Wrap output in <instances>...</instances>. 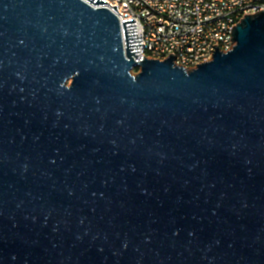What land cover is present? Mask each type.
I'll return each instance as SVG.
<instances>
[{
    "label": "water",
    "instance_id": "95a60500",
    "mask_svg": "<svg viewBox=\"0 0 264 264\" xmlns=\"http://www.w3.org/2000/svg\"><path fill=\"white\" fill-rule=\"evenodd\" d=\"M99 5L0 0V264H264V10L187 69Z\"/></svg>",
    "mask_w": 264,
    "mask_h": 264
},
{
    "label": "built area",
    "instance_id": "2783aa9c",
    "mask_svg": "<svg viewBox=\"0 0 264 264\" xmlns=\"http://www.w3.org/2000/svg\"><path fill=\"white\" fill-rule=\"evenodd\" d=\"M117 6L125 47L123 20H135L137 37H142L136 60L163 59V50H173L175 63L187 69L210 61L208 47L218 46L222 52L230 51L232 28L252 6L264 10V0H105ZM233 42V43H231Z\"/></svg>",
    "mask_w": 264,
    "mask_h": 264
},
{
    "label": "bare ground",
    "instance_id": "6f19581e",
    "mask_svg": "<svg viewBox=\"0 0 264 264\" xmlns=\"http://www.w3.org/2000/svg\"><path fill=\"white\" fill-rule=\"evenodd\" d=\"M256 12H259V6H252L251 7V14H255ZM216 48H218V46H215V47L209 46L208 47V57H213V54L216 51ZM171 54L174 55L173 50H163V59L170 57Z\"/></svg>",
    "mask_w": 264,
    "mask_h": 264
},
{
    "label": "rangeland",
    "instance_id": "374dc122",
    "mask_svg": "<svg viewBox=\"0 0 264 264\" xmlns=\"http://www.w3.org/2000/svg\"><path fill=\"white\" fill-rule=\"evenodd\" d=\"M134 73H137V70H135Z\"/></svg>",
    "mask_w": 264,
    "mask_h": 264
},
{
    "label": "trees",
    "instance_id": "16d2710c",
    "mask_svg": "<svg viewBox=\"0 0 264 264\" xmlns=\"http://www.w3.org/2000/svg\"><path fill=\"white\" fill-rule=\"evenodd\" d=\"M138 71V69H136Z\"/></svg>",
    "mask_w": 264,
    "mask_h": 264
}]
</instances>
